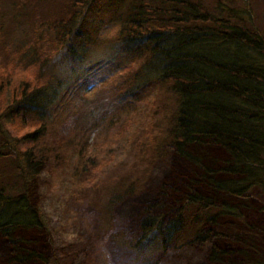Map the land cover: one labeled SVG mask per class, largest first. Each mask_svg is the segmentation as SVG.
Instances as JSON below:
<instances>
[{"label":"trees","instance_id":"1","mask_svg":"<svg viewBox=\"0 0 264 264\" xmlns=\"http://www.w3.org/2000/svg\"><path fill=\"white\" fill-rule=\"evenodd\" d=\"M106 1L116 12L122 10L116 20L113 16L107 20L112 19L108 28L115 30L108 43L113 41L114 46L121 48L120 53L96 52L101 45L90 35L97 33L91 27L93 21L110 16L104 6L97 5L96 0H66L59 26L52 21L53 13L49 12L52 8L47 7L45 13L39 11L36 16H23L32 37L14 51L17 55L12 60L13 66L6 59L0 70V162L4 163L0 166V239L9 244L6 264H51L52 261L41 254L36 239L27 236L33 231H43L44 224L26 197L25 189L23 196L15 197V189L10 187V159L18 150L17 146L13 147V141L8 144L1 131L2 124L14 132L17 141L28 145L27 170L25 175L20 174L24 180L32 177L30 169L48 164V159L54 171L69 163L72 172L66 177L71 180V195L79 200L98 188L89 189L93 182H89L85 173L90 167L101 172L105 166L99 154L104 155L119 142L139 150L140 159L152 157L149 168L139 169L142 174L139 182L121 180L117 184L125 185L119 194L90 197L92 205L102 211L101 228L114 226L115 210L108 209L112 208L113 200L140 195L134 193L136 184H140L139 193L143 192L148 172L167 157L178 169L176 177L166 181L164 175L162 187L150 194L146 192L133 205L127 218L128 222L138 224L139 238L131 244L139 246L153 233L162 241L171 238L175 229H170L168 234L167 228L175 225L165 218L166 213L181 209V224L189 209L197 208L198 212L199 207L215 211L214 216L205 221L195 216L201 227L193 239L173 245L164 241L162 255L153 264L241 263V256H227L229 251L219 248L220 241L233 240L228 239L229 232L221 230L218 222L221 210L225 217L242 219L244 214L236 205L248 201L244 197L247 188L264 185L262 29L253 24V28L249 27L251 21L232 8L226 15L214 17L199 4L200 0ZM60 48L65 50V57L56 76L48 61ZM8 50L5 47L3 55ZM45 50L52 55L42 56ZM93 50L90 63L83 67ZM23 61L28 62L29 69H34L33 73L25 69ZM23 73L30 77L28 83ZM157 100L166 101L168 106L171 103L173 108L167 106L165 112L172 110L175 116L168 120L163 116L165 126L161 127L154 120L157 114L150 108L152 120L147 124L140 121V130L131 133V116L141 109L142 112L147 104L154 107ZM86 103H92L88 105L93 110H89L94 116L92 120L85 112ZM65 127L67 133L59 136ZM46 136H55L57 141H46ZM94 156L97 162L91 159ZM18 162L19 159L13 161L16 176L20 177L18 173L24 167ZM32 174L34 177V171ZM105 184L110 185L106 182L98 185ZM243 227L250 234L254 231L251 226ZM258 233L262 239L254 243L250 237V246L256 248H252L255 251L246 248L252 258L244 260V264H264V251H259L264 250V231ZM247 242L244 241L249 247ZM227 258L230 260L226 262Z\"/></svg>","mask_w":264,"mask_h":264},{"label":"rangeland","instance_id":"2","mask_svg":"<svg viewBox=\"0 0 264 264\" xmlns=\"http://www.w3.org/2000/svg\"><path fill=\"white\" fill-rule=\"evenodd\" d=\"M65 1L66 0H0V70L2 69V65L6 64V59H10V67L13 66L11 65L12 60L14 56L17 55L14 51L18 50L24 45L25 41H29V38L32 37L31 29L27 26L24 17L28 15L36 16L37 12L40 11L41 13H45L47 7L52 8V11L49 10L50 14L53 13L54 19L52 21L56 26H59L61 24L59 20L64 13L62 10L65 8ZM106 2V0H96L97 5L101 7L104 6V11L108 12L110 16H108L106 20L99 17L97 20L93 21L91 27L95 29L97 33L91 32L90 35L96 38L97 43L101 45L96 52L100 51L104 54L103 50H107L110 54L112 51L120 53L121 48L114 46L113 41H111L110 44L108 43V40H110L108 37H111L115 30L108 28V24L112 25V19H110L111 22L107 20L111 18V16L116 20L122 10L118 13L113 10L111 6H108ZM215 3L219 4L215 6ZM199 4L204 6L214 17H222L226 15L228 9H234L239 16L244 15L242 18L251 21V23L248 24L249 27L253 28L254 25L262 29L261 32L263 35L261 36L264 37V0H200ZM223 4L224 6L221 8ZM102 23L106 24L101 25ZM5 47L11 51L8 50V52L3 55ZM94 52L95 50L88 53L87 58H85L86 63L82 61L84 58L80 60L84 63L83 67H87L86 65L90 63V56ZM8 55H10V58L7 57ZM41 55L48 56L52 54L46 53L45 50ZM63 56L65 57V50L63 48H60L58 54L49 56L50 60L48 62L54 67V75L56 76L60 72L59 65H61L64 60ZM79 59L80 57L77 61H79ZM23 65L27 71L29 70L30 74L34 72L33 68L29 69L30 66L27 61H23ZM19 67L21 66L19 65ZM21 75L28 83L30 77L28 79L24 73ZM10 84H13L11 78ZM90 104L92 103L83 105H86L87 107H85L88 109V105ZM147 105L143 106L144 110L142 112L141 109L139 113L136 112L135 115L131 116L129 120L132 122L130 123L131 133H134V130H140V121L143 124H147L152 120V118H149L148 113L150 108L157 114L154 120H157L161 127L165 126L163 116H166V120L175 116L172 110H168V114L165 112L168 104L164 100H157L154 102V107ZM96 106H98V103H96ZM168 107L173 108L171 103ZM89 110L93 111L90 108L88 110L85 109V112L87 117L90 118L89 120H92L94 116ZM80 111L81 109H79V115H81ZM72 125L73 124H71V126ZM67 130L68 127L62 128L59 131V136L67 133ZM1 131L3 135H6L7 141H9L8 144H10V141H13V147L17 146L16 150H18L12 154L13 157L10 159V187L15 189V197L18 195L23 196L22 191L25 189L24 193L26 197L29 199L34 210L39 212L44 224L43 231H33L32 233H28L27 236L29 235V238L36 239L39 243L37 248L43 252L41 254H44L46 258H50V262L52 261L51 264H153L162 255L161 245L164 241L173 245L192 240V236H194L195 232L201 227H199V225H201L198 224L199 221H195V216L199 217L200 220H206L213 217L215 214L213 210L200 209L199 207L198 212L197 208L193 210L189 209L182 216L181 224L176 225L175 232L171 235V238L162 241L156 233H153L151 235L149 234V237L139 246H135L131 243L139 238L138 224L131 230L127 228L128 223H130L128 222L127 215L133 205L141 201L142 196L146 192L150 194V192L162 187L165 179L167 181L170 178L176 177L178 169L171 163L172 161L169 162V159L166 157L162 163H157L155 167L151 169V172H148L149 176L146 180L147 183L143 192L139 193V183L136 184V191H134V193L140 195L136 197L127 196L124 197V200L122 198L123 196L119 200L114 199L112 208L108 207L110 210H115V212L112 213L114 226L111 228H101L103 224L101 220V217H103L102 211L92 205L90 197L107 198L112 197L113 194H119L123 191L122 185H125L124 183L119 185L120 183L118 181L121 180L131 179L135 182L138 179L139 182L142 175L139 174V169L145 170V168L148 167V161L152 158L151 156H149L147 160L140 159L141 152L134 149V146L129 147L126 142H119L118 145L111 149L109 148V151H105L106 153L104 155L99 154L101 164L105 166L104 169L101 172H97L96 169L90 167L85 173L87 179L90 180L89 182H93L90 184L89 189H93L95 186L98 188L95 191L88 192V197H86V199L79 200L78 197H73L71 195L73 191L70 190L71 186L69 185L71 180L67 178V174H71L72 172L68 165L69 163L59 168L58 171H54L52 169V163L48 159V164L36 167L35 169L33 168L35 173L34 177L32 174L33 171L30 169L32 177H30V180L28 177H25L24 180L25 171L27 170V168H25V153L27 152L26 149L28 145L24 144L21 140L20 142L17 141L14 138V132L11 130L8 131L4 124L1 125ZM55 136H51L50 138L46 136L45 140L57 141ZM16 138L19 139L18 137ZM43 153L42 151V154ZM15 159H19L18 163H20V167H24V171L22 170L23 172L21 171L18 173V175L24 173V175H20V177L16 176L15 163H13ZM91 159H94L96 162L98 161L95 156ZM3 165L4 163L0 162V166ZM164 175L165 179H163ZM16 177L18 179H16ZM106 178L107 180H105ZM160 179L163 180L161 181ZM100 182H106L110 185L105 184L102 187L98 185ZM22 185H24L23 188ZM78 191L82 193L84 191L87 192V190L84 189H78ZM244 197H246L248 201L240 202L236 205L239 206L240 212L244 214V216L242 215V219L230 216L223 218L220 222H218L220 219L218 218L217 221L221 224V230L227 229V232L232 234L231 238V235L228 233V239L233 240V242L220 241L218 243L219 248L229 251L226 252L229 254L227 256H232L234 254L241 256L239 259H241L242 262L239 264H244V260H251L252 258L249 251L254 250L252 249L254 246H250L249 244V242H251L249 240L250 237L254 240V243L262 239L261 236L258 235L260 234L258 230L260 232L264 231V185L261 187L254 186L250 189L247 188V194H244ZM256 207L259 212L256 211ZM16 208V206H11V209ZM193 217L194 219H192ZM243 226H251L254 228V231L250 234L248 233V229ZM120 236H122L124 240H122ZM238 237L241 238V242ZM244 241H248L247 245H249V247L246 246ZM243 245H245V248L240 247ZM246 248L249 251L246 250ZM242 250H245V253H242ZM259 251L262 253L264 250L260 249ZM9 254V244L3 239H0V264H6L5 259ZM77 258L80 259L77 260ZM229 260L228 258L225 259L226 262Z\"/></svg>","mask_w":264,"mask_h":264},{"label":"bare ground","instance_id":"3","mask_svg":"<svg viewBox=\"0 0 264 264\" xmlns=\"http://www.w3.org/2000/svg\"><path fill=\"white\" fill-rule=\"evenodd\" d=\"M178 162V161H177ZM189 201V203H191V201H194V200H188ZM258 211V210H257ZM181 213V209H179V208H175V209H172L171 211H168L167 213H166V215H165V218H170V220L172 221L171 222V224H174L175 226H171L170 225V227H168L167 228V233L169 234L170 233V229H171V231L172 230H174L175 228H176V225H178V224H180V219H179V214ZM220 214H221V220L223 219V218H225V216L224 215H222L223 213H222V210H221V212H220ZM168 220H166V222H167ZM169 222V221H168ZM167 222V223H168ZM136 225L134 224L133 225V222H131V223H128V225H127V228H129L130 230L131 229H133V227H135ZM205 227V225L203 226V228ZM165 234V235H168V234Z\"/></svg>","mask_w":264,"mask_h":264}]
</instances>
